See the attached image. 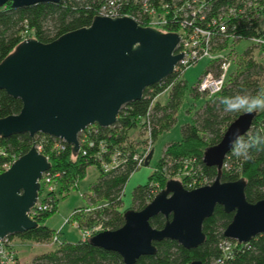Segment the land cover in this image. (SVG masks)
Segmentation results:
<instances>
[{"label": "trees", "instance_id": "obj_1", "mask_svg": "<svg viewBox=\"0 0 264 264\" xmlns=\"http://www.w3.org/2000/svg\"><path fill=\"white\" fill-rule=\"evenodd\" d=\"M101 1L61 0L56 3L41 2L20 8H13L10 2H6L0 6V62L25 36L48 43L62 34L89 26L93 16L98 13ZM140 1L120 0L119 12L134 17L137 23L144 26L148 15L141 10ZM171 1L147 0L149 6L157 7L159 12L163 10L162 7L160 8L162 3L170 4ZM185 1L173 0L176 9L173 11L171 4L167 11L162 12L167 19L165 24L167 31L181 32V24L184 20L188 30V22L191 20H195V23H192L203 28L213 19L225 21L224 33L215 34L213 37L212 47L215 52L225 48L230 35L264 38V30L261 29L259 20L253 17L263 3L262 0H198L197 5L203 1L204 7L201 13L194 17L189 14L186 17L184 11L179 10ZM200 16L204 18L200 19ZM213 28L218 30V22ZM210 29L215 32L212 27ZM253 49L259 50L261 57L264 56V46L260 47L252 43L241 56L230 52L229 55L210 59L201 76L207 71L218 75L222 58L230 59L233 69L226 75L220 91L216 94L198 92L197 82L191 89L192 96L198 97L203 94L208 95L209 98L194 112L192 120L181 126V138L165 144L155 168L159 169L162 175L153 172L145 185L134 188L133 210L143 209L153 199V182L156 181L162 188L165 187L166 181L163 175L166 172L172 176L188 168L182 181H179L187 190H192L188 186L196 188L204 181L209 183L214 181L217 171L214 166L203 163V153L207 147L220 141L228 123L242 113V111L225 112L219 98L232 96L244 90L255 95L263 88L259 78L263 77L264 63L253 57ZM179 75L178 72H174L160 82L145 88L140 99L131 101L120 109L112 125L101 127L93 124L86 127L78 136L80 149L76 152L74 162L69 160L71 146L52 136L37 133L31 137L24 133L6 138L0 137V166L12 162L34 144L40 147V152L50 162V169L46 173H49L53 186V191L48 194L51 210L38 212L33 217L38 227L17 236H9L7 239L18 237L44 243L56 237L58 231H51L43 225L44 222L56 211L63 194H67L70 189H76L78 182L84 178L88 166L93 164L97 166L99 176L90 187L87 205L75 209L68 220L76 223L81 230L99 226L100 229L94 232L93 236L104 230L120 228L124 223L123 214L126 212L118 210L123 188L131 174L138 169L135 157L141 156L140 152L137 153L138 151L127 144V131L136 126L144 128L148 126L151 140H154L163 130L173 125L186 86L182 79H177ZM166 88H170L166 103L156 101L157 95ZM21 106L20 99L0 89V118L18 113ZM257 132L264 134V111L255 112L249 128L243 135H255ZM223 163L226 166L225 168L221 166V182L242 179L243 195L250 204L264 198V150L253 151L251 158H237L230 149ZM44 191V181H41L39 195ZM45 200L43 197L40 201ZM231 217L232 213H225L220 206H216L212 216L205 219L202 224L205 240L200 246L195 249H185L177 242L165 239L153 243L156 249L154 255L142 256L134 264H189L193 261L219 264L217 263L219 260L220 264H264V235H258L244 244L231 242L229 254L222 253L220 243L226 239L221 233ZM165 223L166 219L161 215L149 220L150 226L157 230L162 229ZM88 240L81 239L76 243L62 242L55 250L35 256L32 264H123L118 254L96 248Z\"/></svg>", "mask_w": 264, "mask_h": 264}, {"label": "water", "instance_id": "obj_2", "mask_svg": "<svg viewBox=\"0 0 264 264\" xmlns=\"http://www.w3.org/2000/svg\"><path fill=\"white\" fill-rule=\"evenodd\" d=\"M59 1L0 0V6ZM179 38L177 32L145 27L128 16L94 15L89 26L48 43L34 37L19 41L0 62V89L20 99L22 106L18 113L0 118V137L52 136L71 146L69 160L74 162L78 136L86 127L112 125L125 104L140 99L145 88L174 73L184 55L175 53ZM254 116L255 112L238 114L220 141L205 149L203 163L217 171L212 183L187 190L179 181L168 180L143 209L126 211L120 228L101 231L89 243L118 254L123 264L154 255L153 243L165 239L195 249L205 240L202 224L216 206L232 213L223 238L244 244L264 235V198L250 204L243 195L242 179L220 181L233 134L243 135ZM151 156L152 151L144 164ZM49 169L48 158L33 144L0 173V241L38 227L29 213L37 203L42 175ZM157 215L166 219L160 230L149 224Z\"/></svg>", "mask_w": 264, "mask_h": 264}, {"label": "rangeland", "instance_id": "obj_3", "mask_svg": "<svg viewBox=\"0 0 264 264\" xmlns=\"http://www.w3.org/2000/svg\"><path fill=\"white\" fill-rule=\"evenodd\" d=\"M262 22H264V18H262ZM29 37L30 36H25L24 38ZM251 45L252 42L245 38H240L233 43L231 39H228L225 48H223L219 54L226 56L232 52V54H235L236 56H241L243 52ZM252 55L257 61L264 63V56L261 57L262 55L259 54V50L253 49ZM209 62L210 59L208 57L201 58L186 67L177 78L182 79L186 86L177 107L175 121L173 125L170 126V128L163 130L154 140L150 139L149 133L144 127L136 126L130 128L127 131V144H129L135 151H138L137 153L140 152L141 154H145V160L150 151H152V156L147 164L141 163L138 166V169L132 173L127 180L123 188L121 203H119L118 206L119 211L133 210L135 208L134 205H132V193L134 188L140 185H145L153 172L162 175V172L155 168L160 157L162 156L165 144L167 142L179 140L181 138V126L184 123L190 122L194 112L203 106L206 100L209 98L208 95L203 94L198 97L191 95V89L194 87L198 78L201 76ZM232 69L233 65L231 61H228L224 74L227 75ZM263 77L259 78V83L264 88ZM169 95L170 88H166L157 95L155 100L164 104L168 100ZM37 149L40 151V147ZM12 162H10L8 165L10 166ZM9 166H7V169ZM187 171L188 168L172 176L168 175L166 172L165 175H163V178L166 182L168 180H176L181 182L182 177ZM98 176L99 170L97 166L94 164L88 166L84 178L78 182L76 189H70L67 194H63V198L59 199L56 211L51 214L43 224L51 231H58L56 237L54 236L51 240L44 243H36L30 240L14 237L4 244L6 247H8L7 249L12 254V264H32L33 258L35 256L55 250L62 242L76 243L81 240V229L77 227L76 223L70 222L68 218L75 209L82 208L87 205V196L90 193V187L97 180ZM205 185L207 184L202 182L198 187ZM152 187L154 196L160 190L164 189V187L162 188L156 181L152 183ZM45 193V191L41 192L39 198H42ZM97 228L100 229L99 226H97Z\"/></svg>", "mask_w": 264, "mask_h": 264}, {"label": "built area", "instance_id": "obj_4", "mask_svg": "<svg viewBox=\"0 0 264 264\" xmlns=\"http://www.w3.org/2000/svg\"><path fill=\"white\" fill-rule=\"evenodd\" d=\"M262 1L263 3L259 6L258 10L255 11V14L253 15V17L259 20V25L261 29L264 30V22H262V18H264V0ZM197 2L198 0H186L183 3V5L179 7L180 8L179 10H183L186 17L189 15L194 17L198 13H201L202 8L204 7L202 4L203 1L200 3V5H197ZM140 4H141V10L146 15H148V20L146 21L144 26L145 27L152 26V27L166 30L165 24L167 22V19H166L165 14L162 12L167 11L171 4H173V8H172L173 11L174 9H176L174 8V6L176 5L175 3H173V0L171 1L170 4H167L166 2L162 3L160 5V8L162 7L163 9L161 12L158 11L157 7L152 6V5L149 6V3L147 2V0L140 1ZM119 6H120V0H102L99 6V9H98L97 15H101L105 17H119V16L131 17L128 14H121L119 12ZM131 18L134 19V17H131ZM203 18H204L203 16H200V19H203ZM192 22L195 23V20H191L190 22H188V25H189L188 26L189 30H188L186 29V21L184 20V22H182L181 24V32L176 31L180 38H179V42L177 44L175 53H181V52L184 53L182 58L178 61L177 65L175 66L174 72H178L179 74H181L186 67H188L189 65H191L192 63L196 62L197 60L201 58L208 57L209 59H213V58L222 57V55H220L218 51L217 52L213 51L212 41L214 39L213 37L215 34L224 33V31L226 30L225 21L222 22L220 21V19L219 21L213 19L210 21V23L207 24L205 28L200 27L198 24H193ZM217 22H218V30L213 28V26H215ZM210 27H212V29H214L215 32L212 31ZM229 38L232 41H236L240 38H245V39L250 40L253 44L257 46H260V47L264 46V38H256L252 36L243 37V36H238V35H235V36L230 35ZM227 59L228 58L226 59L222 58V61L220 62V73L218 75H215L211 71H207L205 74H203L198 79L197 84H196V89L198 92L206 93L208 95H213L220 91V88L226 77V75L224 74L226 65L228 61H230V59L228 60ZM146 129L150 136V130L148 126L146 127ZM89 144L91 145V142ZM145 157H146L145 154H141L140 157H135L137 158L138 166L141 163H144ZM8 164L9 163H3L0 166V173L4 172V170L7 169V166H9ZM221 166L225 168L226 164L222 162ZM105 169H107L106 165H105ZM41 181H44V188H45L46 193L44 194L43 197L46 200L42 202L40 201L41 198H39L38 196L36 205L29 213V218L31 220H33V217L36 215V213L51 210V204H50V199H49L50 196L48 194L53 191V186L51 185V178L49 176V173L45 172L42 175L40 182ZM204 183L207 185L210 184L208 181H204ZM188 188L195 189L189 186ZM86 211L88 212L89 210H86ZM98 230L99 228H97V226L81 230V239L82 240L90 239L93 236V233ZM7 242H8V239L0 241V264H12L13 263L12 254L7 249L8 247L4 245ZM231 242L232 241L226 239V241H222L220 243V250L222 251L223 254H229V251L231 248ZM217 263L220 264L221 263L220 260Z\"/></svg>", "mask_w": 264, "mask_h": 264}, {"label": "clouds", "instance_id": "obj_5", "mask_svg": "<svg viewBox=\"0 0 264 264\" xmlns=\"http://www.w3.org/2000/svg\"><path fill=\"white\" fill-rule=\"evenodd\" d=\"M219 102L224 106L225 112L242 111L252 114L264 111V88L257 91L255 95L244 90L232 96H222ZM233 136L230 149L237 158H251L253 151L264 150V134L257 132L255 135L245 136L237 131Z\"/></svg>", "mask_w": 264, "mask_h": 264}]
</instances>
